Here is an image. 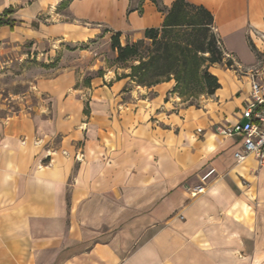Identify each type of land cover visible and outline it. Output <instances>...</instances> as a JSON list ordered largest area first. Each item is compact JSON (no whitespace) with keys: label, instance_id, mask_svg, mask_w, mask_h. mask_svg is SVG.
Listing matches in <instances>:
<instances>
[{"label":"crops","instance_id":"obj_1","mask_svg":"<svg viewBox=\"0 0 264 264\" xmlns=\"http://www.w3.org/2000/svg\"><path fill=\"white\" fill-rule=\"evenodd\" d=\"M188 1L213 13L226 56L238 62L211 66L221 87L199 107L173 110L174 79L147 87L113 70L84 87L85 113L84 90L66 71L42 83L51 116L0 119V264H241L237 253L262 251L251 211L264 207V166L252 156L238 163L242 139L215 125L240 117L250 79L239 72L259 70L264 80V0ZM60 3L74 20L55 31L80 41L98 34L80 22L137 40L165 18L152 0H0V18L15 21L0 27V46L48 34L33 21ZM211 168L216 180L191 195Z\"/></svg>","mask_w":264,"mask_h":264},{"label":"rangeland","instance_id":"obj_2","mask_svg":"<svg viewBox=\"0 0 264 264\" xmlns=\"http://www.w3.org/2000/svg\"><path fill=\"white\" fill-rule=\"evenodd\" d=\"M139 1L140 0H133V3ZM52 5L55 6L56 9L45 11L33 21L34 27L37 28L39 32L50 30L48 34L40 35L39 38L32 41L9 42L0 46V119L17 115L21 112L30 115L40 112L45 117L51 116L54 109L53 99L48 91L43 90L42 83L54 79L66 71L75 72L76 86L84 90V93L77 94H81L85 98L84 111L88 113L89 110L87 107H89L90 96L84 87H88L94 77L103 76L106 72L108 73L113 70L115 71V78L120 79L122 75L125 74L124 69L128 68L133 63L132 61L125 63L117 62V53L111 47V38L114 33L100 23L80 22L81 27L97 28L98 34L87 41H80L77 40L78 37L72 38L68 34L64 36V34L55 31L59 28H63L59 24L73 21L74 15L72 14L71 8L64 7V4H51V6ZM11 13L12 12H6L9 16ZM4 16L8 22L4 25L14 24V20L8 19L7 15ZM121 41L125 44L126 42H133L136 40L132 37V34H125L124 37H121ZM228 55L229 56H226L225 54L224 62L218 63V66L224 67L225 69H233L238 65V62L233 59V56L230 54ZM229 60L232 61L231 65L227 64ZM252 71L255 70H251L248 74L247 72H239L241 78L244 74L249 76L250 87ZM261 80L264 82L263 79ZM249 94L250 89L243 107L246 106ZM203 96L205 95L198 98H185L180 96L181 104L176 105L173 110L180 112L182 105L199 107L200 100ZM219 124L221 123L215 125V132ZM198 131L200 133L202 132L201 129H198ZM210 170L204 171V176ZM214 174L215 173L210 175L207 179H200L198 183H196L195 188L190 191L191 195L197 196V194L205 192V189L200 191L198 188L200 186H204L205 188L207 183L215 181L216 177ZM243 183L246 186L248 185V182H244V180ZM191 184L192 183H190V185ZM188 185L185 184V187H189ZM244 190L249 191L247 188H244ZM251 190L256 197L257 187L253 186ZM250 195L251 194H249V196ZM251 212L252 216H255L258 222V233L255 238V244L257 243L258 248L262 251L256 253L243 251L237 253V255L241 260V264H264V207L257 205V208L254 207ZM253 244V242L250 243L248 240L245 242L246 248H249L248 246L250 245L253 248ZM210 255L212 257L215 256V254L212 253H210ZM213 259L216 258L214 257ZM225 260L228 261L227 258H225ZM233 260L232 258L231 261Z\"/></svg>","mask_w":264,"mask_h":264},{"label":"trees","instance_id":"obj_3","mask_svg":"<svg viewBox=\"0 0 264 264\" xmlns=\"http://www.w3.org/2000/svg\"><path fill=\"white\" fill-rule=\"evenodd\" d=\"M152 1L165 14L162 26L146 28L143 37L125 44L121 32L111 38L117 62H133L128 67L130 72L122 77L129 76L147 87L174 79L171 92L185 98L213 95L221 83L210 68L225 59L213 13L188 0H175L169 8L161 0ZM7 23L0 18V27Z\"/></svg>","mask_w":264,"mask_h":264},{"label":"built area","instance_id":"obj_4","mask_svg":"<svg viewBox=\"0 0 264 264\" xmlns=\"http://www.w3.org/2000/svg\"><path fill=\"white\" fill-rule=\"evenodd\" d=\"M260 76L259 70L252 71L249 98L246 106L241 109L238 121L221 123L216 127V132L223 137L242 139L241 149L234 154L238 163L252 156L260 166H264V82ZM213 173L214 168L203 179H207ZM204 189V186L198 188L200 191Z\"/></svg>","mask_w":264,"mask_h":264}]
</instances>
